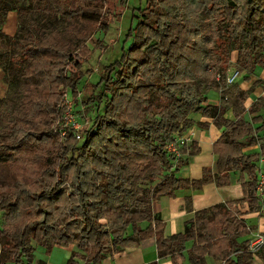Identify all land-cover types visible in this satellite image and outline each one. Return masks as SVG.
<instances>
[{
  "label": "trees",
  "instance_id": "trees-1",
  "mask_svg": "<svg viewBox=\"0 0 264 264\" xmlns=\"http://www.w3.org/2000/svg\"><path fill=\"white\" fill-rule=\"evenodd\" d=\"M115 1L120 9L112 14L108 0H0V69L9 83L27 85L16 107L0 114V163L6 165L0 181V264H31L37 246L49 253L55 245L71 244L77 250L66 264H101L151 236L157 260L150 264L168 257L183 264L185 250L189 264H206L208 257L252 264L250 240L240 238L251 232L243 215L259 212L264 122L255 128L261 117L244 115L264 103L257 98L246 107L248 94L238 87L231 104L222 99L212 104L198 79L212 51L220 79L232 50L246 79L264 67V0H146L132 43L103 68L100 91L84 101L96 113L83 139L67 130V140L52 148L48 141L59 133L68 91L78 104L83 63L91 54L87 41L121 14L125 0ZM183 7L206 14L213 35H202L199 17L186 16ZM11 11L18 22L13 36L1 29ZM229 108L233 119L225 116ZM192 113L210 121H195ZM210 124L222 129L212 144L215 171L203 167L198 179L178 176L200 147L194 140L178 145L177 153L168 146L190 127ZM38 141L48 146L30 162ZM253 144H259L258 153L242 151ZM231 173L239 174L241 198L195 210L183 231L165 234L152 208L160 196L208 183L228 185Z\"/></svg>",
  "mask_w": 264,
  "mask_h": 264
},
{
  "label": "rangeland",
  "instance_id": "rangeland-1",
  "mask_svg": "<svg viewBox=\"0 0 264 264\" xmlns=\"http://www.w3.org/2000/svg\"><path fill=\"white\" fill-rule=\"evenodd\" d=\"M115 3H116L115 0H108V7L112 14L119 12L120 9L119 6L118 7L115 6ZM145 5H146V0H125V2L120 6L122 9L120 12L121 14L118 17H112L108 21L106 28L97 29L92 34L90 40L87 41V46L91 54L88 57V59L85 60L83 63V72L85 73L78 85V94L76 95V97L78 98L77 100L78 104L74 106L76 104L75 97L72 95L70 98L69 95H67L69 102L71 104L72 116L74 118L70 122L74 121V125L68 123L65 126L66 133L64 136L56 132L54 135L51 136L50 141L48 142L51 143L52 148H56V144L60 143V141L67 140V130H72L75 133L76 140H77L76 134L81 135L80 139H78L79 141L83 139L85 130L91 125L96 113L94 106L92 105L86 106L84 104V101L87 100V98L90 95L92 94L97 95L98 92L100 91L101 87H99L98 86L99 84L97 83L100 80L103 68L115 62L116 60L120 59L124 51L132 43L134 34L138 30L137 25L140 18L139 9L145 7ZM183 9L186 11L185 13L186 16L191 13V14H196L199 17L198 23L202 35H204L205 37H208L210 34L211 36L213 35L211 33L212 25L210 23V20L207 18L206 14L202 12H197L195 10L188 11L184 7ZM17 23L18 22H17L16 11L8 12L6 15V21L1 26V29L6 34L13 36L17 31ZM214 48L216 47L213 46V49ZM211 56L212 57L208 59L209 65L202 71L201 78L198 79L199 83L201 84V88H202L201 90L207 95L208 102H214L217 101L218 99L219 100L222 99L224 104L226 105L231 104L234 101L236 88L238 87L240 88V85L244 81H246L247 77L243 73H240V75L236 78L233 84H227L226 82V77L229 71H232L233 69H237L235 66V60H236L235 51L232 50L230 53V63L228 65V70L226 72L224 79H220L219 75L217 74V70H215L216 65H214V63L217 64L216 61L218 57L217 53H214L212 51ZM10 81L11 80L0 69V114L2 110L10 111L11 109L15 108L16 105L21 100V95L24 94L25 91L27 90V85H25L24 83L22 84H16L14 82L9 83ZM66 120H69V118L68 119L62 118L63 126ZM249 120H251V117L249 118ZM1 126H2V122L0 119V127ZM53 126L54 125H52V128L55 127ZM260 126L261 123L257 122L254 125L253 122V127L258 128ZM194 127L198 128L196 125H194ZM60 129H64V128L61 127ZM259 133L260 135H264V131H260ZM47 146L48 144L45 143L44 145V142H40V141L34 144V148H36L37 150L34 153H32V155L29 157L30 162L35 161V159L37 158L36 156H39V154L41 155L42 147H47ZM251 146L252 145H250L249 147ZM259 151L260 148H252L249 151V154L258 153ZM205 153H201V154H205ZM5 166L6 165L0 163V181H2L5 177V168H6ZM261 168L263 169V173H264V164L261 166ZM180 174H181V169L178 171V176H180ZM244 178H247L246 174H244ZM219 187L224 188L222 190H224L223 192H225L224 193L225 196L238 195L237 193H239V191L242 194L238 173H231L230 183L228 185L219 186ZM240 209L241 211H246L247 205L246 204L241 205ZM263 212H264V204L261 201L259 205V212L247 213L243 215V217L247 221V224L251 226V232L250 234L241 237L240 240L249 239L250 242L256 244L258 242L259 236H262L264 238ZM181 225L183 227V224ZM182 227L180 228L179 231L182 230ZM189 245L190 243L187 242L186 246L189 247ZM44 254H45V249L43 247L37 246L35 251L33 252V258H34L33 264H36L37 260L41 256H44ZM261 255L264 256V242L258 246L252 264H264V257H261ZM185 256L186 259L183 261V263L189 264L186 250H185ZM206 264H224V262L218 261L212 263L211 261H207Z\"/></svg>",
  "mask_w": 264,
  "mask_h": 264
},
{
  "label": "crops",
  "instance_id": "crops-1",
  "mask_svg": "<svg viewBox=\"0 0 264 264\" xmlns=\"http://www.w3.org/2000/svg\"><path fill=\"white\" fill-rule=\"evenodd\" d=\"M254 82L257 83L254 84ZM263 84L264 67H261L257 68L254 74L248 76V79L240 85V88L248 94V98L245 101L246 107H248L257 98H262L264 103ZM210 103L218 105L221 104V100L218 99L217 101ZM225 116L229 119H233L231 108L227 110ZM256 116L261 117L263 121L258 122L262 124L264 122V104L260 111L251 114L245 113L244 115L246 120H249L250 117L253 118ZM191 118L195 121H210V119H205L197 113L191 114ZM256 123L257 122H255L254 125ZM262 131H264V129ZM221 133L222 129H217L214 125L210 124L206 129H198L192 126L185 132L184 135H182L185 139H187V142L192 140L197 141L200 147V153L197 156L192 157L188 164L181 168L180 176L182 178H200L203 167H210L213 171H215L216 156L212 152V144ZM252 148H260V146L259 144L252 145L251 147L245 146L242 151L249 154V151ZM222 189L224 188L217 187L214 183H208L203 185L199 190H193L191 188L177 190L174 197L160 196L159 199L153 203L152 208L154 212L161 215V218L165 223V234L170 235L183 231L185 221L192 218L195 210L207 207L217 202L240 198L242 196L240 191L237 193L238 195H230L231 197L228 195L225 196V192H223L224 190ZM188 197L190 198L189 202L187 201ZM181 224H183V227ZM181 227L182 230L179 231ZM76 250V247L72 244L69 246L55 245L49 253L45 252L44 256H41L37 260L36 264H66L72 251ZM176 259V257L159 259L158 264H173ZM155 260H157L155 238L151 236L141 240L139 244L134 247L126 248L123 251L113 254L112 256L107 255L102 260L101 264H150ZM33 261L34 258H32L31 264H33ZM207 261H211L212 263L218 262L211 257H208Z\"/></svg>",
  "mask_w": 264,
  "mask_h": 264
},
{
  "label": "built area",
  "instance_id": "built-area-1",
  "mask_svg": "<svg viewBox=\"0 0 264 264\" xmlns=\"http://www.w3.org/2000/svg\"><path fill=\"white\" fill-rule=\"evenodd\" d=\"M240 75V72L238 69H233L232 71H229L227 77H226V82L227 84H233L236 80V78ZM71 98V95L69 93H67L65 95V106H66V111L64 112V119H68L65 121L64 126L62 125V121L60 124V128L63 127L64 129H60L59 128V133L60 135L64 136L65 135V126L68 123H71L72 125H74V121H72L74 118L72 116V109H71V104L69 102L68 96ZM77 139H80L81 135L76 134ZM184 142H187V139H185L183 136H178L176 138V141L174 143H171L168 146V149L172 152H176L177 153V147L180 144H183ZM264 164V157L260 158V160L258 161V184H257V188H256V194L259 197V201L264 202V173H263V169L261 168V166ZM264 242V238L262 236H259L258 242L256 244H254L253 242H250L249 244V250L253 253V255L256 254L257 252V248L258 246Z\"/></svg>",
  "mask_w": 264,
  "mask_h": 264
}]
</instances>
